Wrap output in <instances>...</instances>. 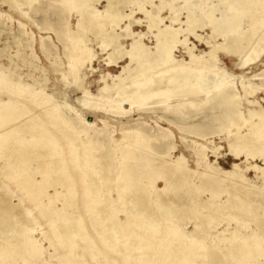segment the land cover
Segmentation results:
<instances>
[{"label":"bare ground","instance_id":"obj_1","mask_svg":"<svg viewBox=\"0 0 264 264\" xmlns=\"http://www.w3.org/2000/svg\"><path fill=\"white\" fill-rule=\"evenodd\" d=\"M35 1L3 0V3L24 18L28 10H33ZM98 1L53 0L60 6L69 4L72 11L80 13L77 25L90 28L95 37H100L102 51L110 50L108 66H116L117 61L127 58L135 67L126 65L118 75L102 76L101 88L97 94H92L83 86L82 68L86 63L91 65L95 55L82 31L68 28L66 38L72 48L69 50L65 46L68 72H62L61 76L62 80L71 76L75 88L81 92L82 96L77 100L80 109L60 100L57 92L46 93L48 74L32 65L23 50L22 53L16 51L15 60L6 55L7 63H0V161H3L0 171L22 194L13 202L10 182L0 179V264L15 262L22 256L26 257L22 258L24 264L32 260L37 262L45 253L42 242L33 237L34 229L30 227L33 218L30 210L23 206L25 202L35 203L41 215L45 208L50 210L48 214L58 215L49 220L53 233L46 239L49 245H54L52 239L55 238L62 246L61 264H78L84 258L75 254L78 251L84 254V250L90 253L92 260L95 256L103 257L95 264H117L115 256L118 253L126 255L125 258L133 260L134 264L140 261L146 264H195L196 261L226 264L227 259L236 264H264L260 259L264 250V108L254 95L257 92L264 94V76L254 74L247 78L240 75V93L235 92L234 76L225 70L214 73L216 80L205 77V71L215 67L220 51L238 57L239 70L255 64L264 53V0H217L207 11L197 13L198 16L196 10L188 9L182 23L185 29L174 28L173 24L179 23L176 15L168 17L169 25H163L164 19L159 17L164 8L172 11L179 0L162 2L154 8L155 14L145 9L146 4L153 6L154 0H106L102 11L94 6ZM124 3L143 13L148 30H156L153 52L143 44L142 35L132 33V24H140V20L121 26L134 14V11L125 14L121 10ZM198 10H202L201 7ZM216 12L219 17L214 16ZM206 22L213 39L221 37L222 42H207L209 51L202 57L186 47L189 61H177L174 49L179 45L187 46L186 38L179 39L181 33H192L194 28L203 27ZM20 28L24 25L20 24ZM128 38L131 43L127 49L121 41ZM14 40L17 45L21 42L20 37ZM40 47L48 56L50 48L43 37H40ZM256 47L259 49L253 53ZM25 67L24 74L21 69ZM32 67L41 70L42 74L37 77L31 74ZM107 78H111L112 85L106 82ZM184 89L185 96L193 97L186 99L193 108L200 103L217 101L214 104L219 115L212 117L209 126H203L204 130L226 132L228 154L233 160L243 159V162H233L230 169L224 170L217 164L220 146L191 141L196 167L193 170L183 155L172 156L176 146L171 130H166L170 141L162 145L156 135L135 130L123 132L121 139L116 140L113 135L94 132L96 123L88 122L80 113L83 110L126 117L135 108L166 103ZM199 93H203V98H195ZM151 100L153 102L149 103ZM124 105L128 106L127 110L122 108ZM167 105L165 111L174 115L170 127L185 134L183 142H189L186 141L189 135L203 137L200 133L203 128L184 125V117L177 105ZM18 135L21 136L17 138ZM61 138L77 162L80 181L71 180L74 174L66 169L68 161ZM164 138L166 136H161V140ZM151 141L158 143L159 149L150 146ZM208 152L215 157L213 162L209 161ZM34 160L41 162H37L40 167L32 168V174H28ZM118 165L121 169L115 173ZM250 172L254 173L256 181L248 178ZM110 185L116 189L115 198L110 190L106 191ZM104 187H107L105 191L101 189ZM24 197L28 201L24 202ZM188 199L190 206L186 204ZM54 200L61 206H54ZM81 204L96 231L94 236L105 237L101 247L86 232ZM118 204L130 206L134 211L131 217L127 213L129 218L125 224L119 218L122 210ZM158 218L165 222L164 227H160ZM219 218L225 220L227 226L230 222L236 224L215 234L222 242L228 241L227 254L218 247H208L203 243L206 240L201 239L203 236H197L203 234L205 227L215 230ZM183 221L192 222L191 233L185 231V225L179 224ZM251 224L255 227L251 233H246ZM135 226L144 229L142 236L134 234L133 230L128 232ZM127 234L128 237H121ZM42 238L45 240L44 236ZM174 243L176 246L172 248Z\"/></svg>","mask_w":264,"mask_h":264},{"label":"rangeland","instance_id":"obj_2","mask_svg":"<svg viewBox=\"0 0 264 264\" xmlns=\"http://www.w3.org/2000/svg\"><path fill=\"white\" fill-rule=\"evenodd\" d=\"M123 1V0H121ZM168 0H154L153 6H150L146 4L145 9L150 11L152 14L156 13V9H154L156 6H159L162 4V2H166ZM217 2V0H187V2L183 0H179L174 3L173 10L170 11L168 8H164L160 14L159 17L161 19H164L163 25H169V16H177L179 18V23L173 24L174 28H181L185 29V25L182 24L185 22L186 13L191 9L196 10V16L200 15L203 11H207L210 4L213 5ZM96 3V4H95ZM94 6H96L97 10L102 11L104 7L107 4L106 0H99L98 3L95 2ZM189 4V5H188ZM185 5V6H184ZM187 5V7H186ZM33 10L29 11L27 13V16L22 18L19 17L15 11L9 6L7 7L6 3H3V0H0V63H7L6 55L13 56V59L15 60V53L16 51H19L24 53V56L26 59H28L30 62H32L34 66L39 67L40 69H43L45 73L48 74L49 81L45 88V91L48 95L53 94L54 92L59 94V99L66 100L67 103L71 104L76 109H80L79 104L77 103V100L81 98L82 94L79 90H77L72 83L71 76L67 75V80H62L61 73L62 72H68V59H67V50H65V46H68L69 50L72 48L71 44L67 42V31L68 28L77 31H82L83 36L86 40H88L87 45L91 47L92 53L95 55L94 59L92 61V64H85V66L82 68V73L84 77L83 86H85L92 94H97L99 88H101V77L105 76L106 74H110L111 76H115L120 74L122 71V67H125L126 65H129L131 68L135 67L134 63L129 64V61L127 58H123L122 60L117 61V64H113L112 66H108L107 64V56L108 53H110V50L107 48L106 51H102L101 49V39L100 37H95L92 34L91 29H85L83 26H78V20H80V13H78L76 10H71L69 4L65 5H59L58 2H53V0H36L33 4ZM198 7H201L202 10H198ZM26 9V7H23ZM121 10L125 14H129L130 12H133L131 19L124 20L121 23V26L128 24V22H134L135 20H140V24L133 23L131 26L132 33L134 35L140 34L142 35V42L147 47H149L153 52V47L156 44V40L154 38V34L156 33V30H148L147 23L144 19V15L142 12L138 11L136 7H133L132 5L125 4L122 6ZM136 11V12H135ZM176 12V13H175ZM198 13V15H197ZM214 16L219 17V12H216ZM60 17H62L60 19ZM63 20L64 23L61 21ZM20 24L24 25V28H20ZM207 24V25H206ZM202 26V25H201ZM78 28V29H77ZM203 28V29H202ZM62 29L61 32H59ZM263 28H261L262 30ZM119 32V30H118ZM27 33L28 35H25ZM153 34V35H152ZM210 35V36H209ZM20 37V44H14V39ZM40 37H43L46 39L47 44L49 45L50 52L49 55L46 56L43 54L41 47H40ZM186 38V45L187 46H178L173 51L174 58L177 61H183L188 62L189 57L187 54V48L192 49L193 54L202 57L204 54H206L209 51V45L207 42L213 44V43H220L222 42V38L216 37L213 39L211 35V28L208 26V23H205V26L203 27H196L193 29L192 33H181L179 36L180 40H183ZM95 40V41H94ZM205 40V41H204ZM124 48H129V45L131 43V39H125L121 41ZM187 47V48H186ZM32 48V49H31ZM259 48H255L253 50V53L256 52ZM254 55V54H253ZM229 56V57H228ZM188 57V58H187ZM239 64V58L235 57L233 55H225L223 52H218L216 55V63L215 67H211L212 70L205 71V77L206 79L210 80H216L213 75L214 73L220 72L222 70H225L227 73H230L234 76L233 83L235 85V92L240 93V83H239V77L240 75H244L245 77L249 78L254 74H260V76H264V53L261 54L260 58H258L257 62L255 64L251 65L249 68L244 70H239L237 65ZM67 65V66H66ZM217 65V66H216ZM89 67V68H88ZM33 72L31 74H34L36 77L40 76L42 74L41 70H35L34 67ZM217 68V69H216ZM26 67L21 69V72L24 74L26 73ZM215 71V72H214ZM150 73V72H149ZM124 76L126 74H123ZM122 75V77H124ZM126 77V76H125ZM71 78V79H70ZM30 82V79L27 80ZM106 82L109 85H112L111 78H107ZM211 82V81H210ZM252 83H257L258 81L251 80ZM66 93V96H65ZM112 93V91H111ZM178 94V95H177ZM185 89L182 91H178L173 97L169 99L168 102H162L159 105H148L141 108H135L133 112L129 113L126 117H116L115 115L108 114L107 116L104 114H99L97 112H87L80 110L81 116L83 118H86L88 122H95L96 127L94 128V132L99 133L100 135L106 136V135H113V137L116 140L121 139L122 133L127 131H138L142 134L146 135H156L157 138H159L160 145L164 143H168L170 141L169 136L167 135L166 130L169 129L173 133V144L176 146V149L173 151L172 156L177 157L179 155H183L187 161H188V167L190 169H196L194 158L192 156L191 152V141H196L197 143L206 144L209 146V143H213L216 146H220L222 149L219 152V157L217 158V164L223 168L224 170H228L231 167V164L233 162L240 163L243 162V159L241 161H235L233 160L232 156L228 154V149L226 145V132L218 133L217 131H211V130H204L203 126H209L211 123L212 117H215L219 115V111L216 108V104L212 101L211 103H200L198 107L193 108L188 103L187 100L190 99L192 96H185ZM255 98H257V101H260L261 106L264 108V94L262 92H257L254 94ZM203 98V93H199L195 96V98L200 99ZM193 98V97H192ZM187 99V100H186ZM153 102L152 100L149 101ZM173 104L177 105L176 108H179L181 112V116L184 117V125L186 126H199L202 132L201 136L203 137H197L193 135L186 136V141L189 142H183L182 137L185 135L181 132H179L177 129L170 127V120L173 121L174 115L170 112H166L165 109L168 106L167 104ZM181 103H184L183 106H180ZM123 109H128V106H122ZM245 105L241 107V110L244 111ZM167 120V121H166ZM117 121H120L118 123ZM180 126V125H179ZM244 131V130H243ZM95 134V133H94ZM21 136L18 135L17 138ZM161 136L165 137L164 140H161ZM15 138V137H14ZM14 138H10L9 140H13ZM203 139V140H202ZM61 143L63 144L64 152H66L65 159L67 158L68 165L66 166V169L72 172L74 175H72L71 180L73 181H80L79 175L77 173V162H75L74 158L71 154V149L68 147L66 141L61 138ZM172 143V142H171ZM61 144V145H62ZM158 143L151 141L150 146L153 148H156ZM211 146V145H210ZM160 147V146H159ZM29 148V147H28ZM158 148V147H157ZM159 149V148H158ZM31 151V150H30ZM141 151H144V149H141ZM208 159L209 161L213 162L215 160V157L208 152ZM68 155V157H67ZM64 157V156H63ZM73 158V159H72ZM73 161V162H72ZM3 161H0V165ZM36 162V163H35ZM41 162L38 161H32L28 174H32V168L40 167ZM258 165H261L260 162L256 161ZM93 164V163H92ZM242 167V165H241ZM120 165L115 167L114 172L119 173ZM75 172V173H74ZM94 172V170H93ZM248 178H250L252 181H256L254 178V173L250 172L247 173ZM195 181H197L196 176L193 177ZM0 179L2 181H6L7 183L10 182V190L12 191L11 194V200L13 202H16L18 198L22 196L21 191L19 189H16L15 186L11 183V180H7L3 177L2 172L0 171ZM259 185V184H258ZM160 187H162L161 184H159ZM107 187L101 188L104 191ZM112 188V189H111ZM110 190L111 196L116 197V189L110 185L106 191ZM112 191V192H111ZM14 197V198H13ZM203 197V196H202ZM24 202L28 201L26 197L23 198ZM78 201V200H76ZM154 201V197H153ZM187 205H191L189 202V199L186 201ZM153 209L155 210L156 206L155 203L152 202ZM60 207V203L57 200H54V206ZM23 206L30 210V216L33 218L32 222L30 224V227L34 229L33 231V237L38 239L42 242V247L45 251L43 253V257L41 260L34 262L33 260L25 263V264H61V256L63 255V249L62 246L59 245V243L54 240V245H49V242L47 241L46 237H50L53 233V230L49 226V220L55 219L58 217V215L55 214H48L50 210L48 211L46 208L44 209V215L40 214V209H37V206L35 203H23ZM118 207H121L122 213L119 214V218L122 219L123 224H125L128 220V215L131 217V215L134 213L133 210H131L130 206H127L125 204H118ZM116 206V208H118ZM85 206L83 204L80 205V213L85 219V228L86 232L89 233L90 236L93 237V240L97 241L99 243V246H102V240L105 238H98L95 235L96 231L92 228V222L88 219V215H85ZM128 213V215H127ZM208 213V212H205ZM50 215V216H49ZM93 216L92 221L95 222L96 219ZM140 221H137L139 223ZM158 224H160V227H164L165 222H162L159 218L157 219ZM179 223L181 226L185 225V231L188 233H191L193 231V225L192 222H186ZM141 224V222H140ZM218 226L214 230L213 227L206 228L204 230L203 234L198 233L197 235L199 238L203 236L201 239L206 240L203 243L207 245L208 247H218L223 251V253L227 254L229 252L228 247V241L222 242L218 238L215 237L216 231H220L222 228H232L235 227V222H230V226H227V222L222 219H217ZM214 226V225H213ZM244 227V226H243ZM255 227L254 224L250 225V227L245 231L246 233H251V229ZM136 235H143L144 229H139L138 227H130L128 232H132ZM207 234V235H205ZM42 236L45 237V240L42 238ZM129 234L121 236L122 238L128 237ZM131 236V235H130ZM206 236V237H205ZM133 237V236H132ZM221 241V242H220ZM211 244V245H210ZM176 246V243L171 245L172 248ZM82 248H85V246L82 245ZM170 248V247H169ZM14 249V248H13ZM16 249V247H15ZM79 252V253H78ZM75 255L77 256H83L84 260L79 262L78 264H95L98 262H101L103 260V257L101 259L100 256H95V259L92 260L90 257V253H86L83 251H78ZM23 253V252H22ZM23 255V254H22ZM25 255V254H24ZM85 255V257H84ZM109 255V254H108ZM260 259L264 261V250L261 253ZM110 256V255H109ZM111 256H115V254H111ZM26 258L25 256H22V258ZM116 260H118L117 264H134L135 262L133 260H127L125 257L126 255H122V253H118L116 256ZM22 258L16 259V261H10L9 264H24L22 261ZM98 258V260H96ZM45 259V260H44ZM100 259V260H99ZM196 260H199L196 259ZM28 261V259H27ZM51 262V263H50ZM104 263L106 262L103 261ZM108 264V262H106ZM105 263V264H106ZM139 264H146L143 261H140ZM195 264H200L198 261H196ZM226 264H236L232 260L227 259Z\"/></svg>","mask_w":264,"mask_h":264}]
</instances>
